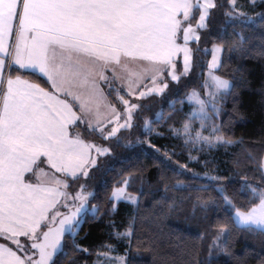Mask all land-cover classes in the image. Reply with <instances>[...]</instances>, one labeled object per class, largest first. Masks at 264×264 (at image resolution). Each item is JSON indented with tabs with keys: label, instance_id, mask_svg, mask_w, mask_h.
I'll list each match as a JSON object with an SVG mask.
<instances>
[{
	"label": "snow or ice",
	"instance_id": "6c2138e0",
	"mask_svg": "<svg viewBox=\"0 0 264 264\" xmlns=\"http://www.w3.org/2000/svg\"><path fill=\"white\" fill-rule=\"evenodd\" d=\"M221 7L216 0L195 4L193 0H0V264H56L63 237H75L84 219L81 212L89 207V199L96 198L95 190H87V179L101 167L102 157L112 155L108 142H119L125 128L137 126L146 107L142 98L166 96L173 87L178 92L181 81L190 79L197 67L204 77L200 85L204 98L195 89L185 92L181 104L194 100L199 107L187 113L180 127L169 125L166 131L173 139L183 134V146L190 145L192 151L242 143L211 133L224 127L223 105L233 88L232 80L216 73L226 56L230 59L238 49L242 53L247 49L242 40L231 45L213 43L207 69L197 55L209 50L201 49L199 42L203 35L207 43L213 31L210 21ZM222 15L225 25L254 19L237 10L234 0ZM259 16L264 17V11ZM232 31L238 34L235 27ZM192 43L195 48L189 46ZM180 53L182 68L177 58ZM253 54L264 58V48L249 53ZM26 71L45 78L48 87L26 78ZM174 115L175 110L167 116L161 110L155 118L163 117L167 124ZM197 116L203 119L193 133L192 120ZM142 127L150 135H164L154 131L151 118H144ZM205 129L210 133L207 136ZM248 155L264 184V157ZM197 159L189 157L190 161ZM184 174L209 183L167 181L165 189L210 188L216 193L207 198L200 193L195 201L205 219L215 217L220 224L209 245V261L217 249L215 254H232L228 236L233 227L264 232V188L242 180L241 187L228 195L224 185L231 177L222 180L191 170ZM81 177L83 181L77 184ZM133 179L129 173L114 182L106 195L110 207L104 215L115 213L118 201L138 206L139 196L126 191ZM99 209V203L91 205L92 215ZM106 225L110 238L118 242L128 238V248L124 256H112L116 245L105 243L101 246L108 251L97 255L112 264H125L136 233V208L120 224L108 220ZM72 247L89 252L74 238ZM195 264L203 262L197 258Z\"/></svg>",
	"mask_w": 264,
	"mask_h": 264
},
{
	"label": "trees",
	"instance_id": "16d2710c",
	"mask_svg": "<svg viewBox=\"0 0 264 264\" xmlns=\"http://www.w3.org/2000/svg\"><path fill=\"white\" fill-rule=\"evenodd\" d=\"M216 2L222 7L210 21L213 31L208 34L207 43L205 37L201 36L199 46L201 49H209L213 43L224 41L231 45L239 44L242 40L243 47L247 49L244 53L238 49L230 59L226 56L217 72L232 80L233 88L223 105L224 127L216 134L223 135L226 139L241 140L242 143L192 151L190 145L183 146V134L173 139L172 134L166 131L169 125L180 127L190 112V105L186 100L181 104L180 97L193 89L203 92L204 89L200 85L204 77L200 75L199 67L192 71L190 79L181 81L178 92L173 87L166 96L150 95L142 98L146 107L136 120L137 126L124 129L119 134V142H108L112 155L102 157L101 167L96 168L87 179V190H95L96 198L89 199V207L82 215L83 223L75 237L69 234L64 237L63 250L56 256V264H94L101 258L97 253L108 251L101 246L105 243L116 245V251L112 252V255L124 256L125 249L128 248V238L119 242L110 238L106 221L115 220L120 224L132 214L134 207L137 215L136 233L131 238L132 244L127 252L125 264H188L189 260L195 264L197 258L203 264L264 262V232L242 227H233L228 236L232 254H215L219 252L217 249L209 261V245L220 224L216 223L215 217L205 219L203 211L195 206V201L200 193H205L204 198H207V194L215 196L216 193L210 188L165 189L167 181H186L203 185L209 183L207 179L193 180L191 176L184 174L185 170L201 174L207 172L211 176L221 177L222 180L231 177L224 185L228 195L232 194L233 189L241 187L242 180H247L252 187L259 185L264 188L255 169L254 159H249L248 155L251 154L254 158L264 157V58L255 54L249 55L264 48V17L259 16L264 11V3L260 0H255L254 4L250 0H234L237 10L246 12L254 19L245 24L225 25L222 13L227 9L230 0ZM233 27L238 34L233 33ZM190 47L195 48L196 44L192 43ZM209 54V50L197 54L204 61L205 69ZM180 67L182 68L181 63ZM24 76L33 82L41 83L43 87H48L43 83L44 78L30 71L24 72ZM170 101L174 102L172 107L169 106ZM161 110L164 116L175 110V115L167 124L164 123L163 117L160 120L155 118V114ZM146 117L151 118L154 131L163 133V136L150 135L143 130L142 125ZM199 121L198 117L193 118V131L197 129ZM215 122L221 123L220 118H216ZM128 141L131 143H127ZM149 143L155 145V148L150 147ZM172 150L177 154L172 155ZM190 156L198 159L190 161ZM206 160L211 163L205 165ZM181 166L186 168L182 169ZM129 173L133 174L135 179L126 190L139 196L138 206H134L130 201H118L116 212L104 215L105 210L110 207L106 195L111 192L115 181H122ZM82 181L83 177L77 184ZM246 198L237 196V199L241 200ZM97 203L100 209L96 216H93L89 208ZM73 238L76 244L88 248L89 252L76 251L72 247Z\"/></svg>",
	"mask_w": 264,
	"mask_h": 264
},
{
	"label": "rangeland",
	"instance_id": "374dc122",
	"mask_svg": "<svg viewBox=\"0 0 264 264\" xmlns=\"http://www.w3.org/2000/svg\"><path fill=\"white\" fill-rule=\"evenodd\" d=\"M198 2V0H193V3L195 4V3H197ZM199 2H202V0H199ZM198 15V14H197ZM192 23H195V21H193ZM182 42V41H181ZM190 46V45H189ZM211 47H212V45L210 46V48H209V52H210V54H209V57H208V59H207V61L208 60H210L211 59V51H210V49H211ZM177 58L180 60V63H181V66H182V64H183V54L182 53H180V54H178L177 55ZM206 66H207V64H206ZM206 69H207V67H206ZM217 75H219L218 73H216ZM221 76V75H220ZM224 78H226V77H224ZM226 79H228V78H226ZM198 91V90H197ZM201 94V98H204V96H203V94H204V90H203V92L202 93H200ZM186 101H187V103L190 105V112L194 109V108H198L199 107V105L193 100V101H189V100H187V99H185ZM133 102H136V99L134 98V100H133ZM217 102H218V100H217ZM207 111L210 113L211 112V109L209 108V109H207ZM199 119H200V121L198 122V127H197V129H199L200 127H201V120L203 119V117H199V116H197ZM208 127L210 128L211 127V121H208ZM125 129H129V128H125ZM196 130H192V132L194 133ZM210 133H209V131L207 130V129H205L204 130V132H203V135H205V136H207V135H209ZM212 135H217L216 133H211ZM119 186V185H118ZM127 191V190H126ZM129 193V192H128ZM93 205V204H92ZM89 211L91 212V206H90V208H89ZM21 242L23 243V238H21ZM112 255V254H111ZM112 256H117V255H112ZM120 256H123V255H120ZM99 261H102L103 262V264H112V262H110V261H108V260H106V258L105 257H103V256H101V258L99 259Z\"/></svg>",
	"mask_w": 264,
	"mask_h": 264
},
{
	"label": "water",
	"instance_id": "95a60500",
	"mask_svg": "<svg viewBox=\"0 0 264 264\" xmlns=\"http://www.w3.org/2000/svg\"><path fill=\"white\" fill-rule=\"evenodd\" d=\"M86 211V209L85 210H83L82 212H81V215H83V213ZM66 235H68V234H65V236ZM64 236V237H65ZM64 237H63V241H64ZM62 249H63V243H62ZM62 251H60V250H58V252H57V254H56V256L59 254V253H61ZM56 256H55V258H56Z\"/></svg>",
	"mask_w": 264,
	"mask_h": 264
},
{
	"label": "crops",
	"instance_id": "0c3cea01",
	"mask_svg": "<svg viewBox=\"0 0 264 264\" xmlns=\"http://www.w3.org/2000/svg\"><path fill=\"white\" fill-rule=\"evenodd\" d=\"M45 79V78H44ZM63 98V97H62Z\"/></svg>",
	"mask_w": 264,
	"mask_h": 264
}]
</instances>
